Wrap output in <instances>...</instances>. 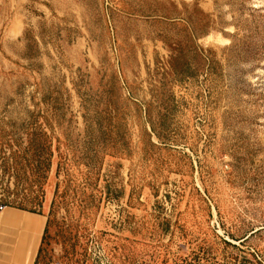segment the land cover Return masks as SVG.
<instances>
[{"label":"rangeland","instance_id":"1","mask_svg":"<svg viewBox=\"0 0 264 264\" xmlns=\"http://www.w3.org/2000/svg\"><path fill=\"white\" fill-rule=\"evenodd\" d=\"M127 1L0 0V111L18 84L39 80L60 87L67 108L52 125L36 214L49 223L31 263L244 264L252 255L264 264V0H158L196 3L213 21L198 44L218 67L182 81L167 75L166 49L150 23L128 17ZM25 31L38 42L31 61L21 58ZM72 83L89 111L112 105L96 126L113 130L114 156L90 184L76 176L87 145ZM59 154L76 176L68 188ZM57 183L64 202L49 215ZM8 249L0 233V253Z\"/></svg>","mask_w":264,"mask_h":264},{"label":"trees","instance_id":"2","mask_svg":"<svg viewBox=\"0 0 264 264\" xmlns=\"http://www.w3.org/2000/svg\"><path fill=\"white\" fill-rule=\"evenodd\" d=\"M128 17L143 19L152 26L153 39L160 42L167 51L164 63L167 75L177 80L194 79L208 74L218 67L214 53L202 48L198 41L213 30V21L204 14L196 3L176 4L172 1L129 0ZM43 42V38L39 37ZM24 48L21 58L31 61L39 55L38 42L34 36L24 32ZM27 70H32L26 68ZM74 91L81 98L79 88L72 83ZM28 88L30 91H28ZM66 92V89L63 88ZM13 98L7 100L0 111V202L2 206L21 212L38 214L41 207L50 161L53 156L52 125L62 122L67 108L62 91L56 84L45 85L41 80L28 84H18ZM83 134L82 143L87 146L80 154L76 176L83 184L99 179V167L106 156L113 157V149L108 147L113 130L109 126H96V121H107L111 115V103L105 101L100 108L90 110L81 100ZM26 102V103H25ZM12 107L13 113L7 111ZM14 115V116H12ZM160 139L153 127L150 134ZM100 142L99 144H96ZM57 151V149H56ZM56 176H63L62 186L68 188L76 176L66 163V157L59 154ZM2 178L12 180L3 182ZM66 191H60L57 183L50 204L49 215L64 202ZM48 222L44 225L46 233ZM244 260V264H259ZM257 257V256H256ZM258 258V257H257Z\"/></svg>","mask_w":264,"mask_h":264},{"label":"bare ground","instance_id":"3","mask_svg":"<svg viewBox=\"0 0 264 264\" xmlns=\"http://www.w3.org/2000/svg\"><path fill=\"white\" fill-rule=\"evenodd\" d=\"M2 244L14 249L13 260L30 262L37 247L36 224L21 212L3 210L0 214Z\"/></svg>","mask_w":264,"mask_h":264},{"label":"crops","instance_id":"4","mask_svg":"<svg viewBox=\"0 0 264 264\" xmlns=\"http://www.w3.org/2000/svg\"><path fill=\"white\" fill-rule=\"evenodd\" d=\"M20 212V211H18ZM25 213V212H23ZM30 214V213H28ZM31 216L34 218V223L36 224V232L38 234V238L41 236L42 234V231H43V228H44V218L39 216V215H36V214H31ZM8 251V252H7ZM5 254H1L0 253V264H23V263H20L18 261H15L13 260V255H14V249H8L6 251ZM34 256V253L32 255V258ZM32 258L30 260V262H27L25 264H32Z\"/></svg>","mask_w":264,"mask_h":264},{"label":"built area","instance_id":"5","mask_svg":"<svg viewBox=\"0 0 264 264\" xmlns=\"http://www.w3.org/2000/svg\"><path fill=\"white\" fill-rule=\"evenodd\" d=\"M257 258V257H256ZM257 259H259V258H257ZM260 260V259H259Z\"/></svg>","mask_w":264,"mask_h":264}]
</instances>
